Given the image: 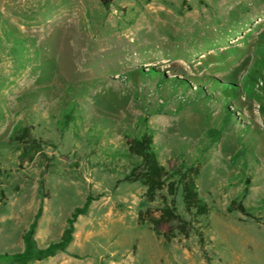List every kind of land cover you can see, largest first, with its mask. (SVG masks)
Instances as JSON below:
<instances>
[{
    "label": "rangeland",
    "instance_id": "rangeland-1",
    "mask_svg": "<svg viewBox=\"0 0 264 264\" xmlns=\"http://www.w3.org/2000/svg\"><path fill=\"white\" fill-rule=\"evenodd\" d=\"M255 63L264 0H0V264L23 250L41 176L39 248L93 199L67 253L29 264H207L194 233L164 244L140 219L160 198L148 201L123 179L127 161L108 156L144 131L165 168L198 161L212 264H264V83L243 85ZM229 85L238 92L224 101ZM25 127L37 147L21 161L12 134ZM236 197L248 215L227 211ZM175 203L188 218L179 191Z\"/></svg>",
    "mask_w": 264,
    "mask_h": 264
},
{
    "label": "trees",
    "instance_id": "trees-1",
    "mask_svg": "<svg viewBox=\"0 0 264 264\" xmlns=\"http://www.w3.org/2000/svg\"><path fill=\"white\" fill-rule=\"evenodd\" d=\"M100 5L107 8L112 0H99ZM264 83V64L255 63L248 70L243 78V85L249 87L258 82ZM223 90L224 101H229L234 97L238 89L230 87ZM71 121V119L69 120ZM68 123V122H67ZM67 123H63L64 125ZM211 129L207 130V136L212 141H217L218 135L212 133ZM17 137L23 146L20 160L28 155L26 146H35L31 144L28 128H22L12 134ZM154 134L151 131H144L140 135H133L125 138V149L108 148V156L111 160L124 159L127 161V169L123 176L125 181L139 182L144 187V195L148 201H153L156 196L160 198L161 205L157 209V215H152V210L147 208L139 212V217L144 220V216H149L148 222L152 231L157 237H160L164 244H168L176 235L188 237L190 233L197 236L198 245L207 264H212L208 252L205 248V238L210 231L209 206L206 200L199 194L196 184L200 172L198 161L195 160L187 164L183 160H173L165 168L158 160V154L153 143ZM33 153V152H31ZM235 156H244L243 150L237 151ZM249 180L245 179V185L241 195L248 191ZM45 186L43 176H41L37 195L39 197V206L29 224L27 230L22 234L23 250L14 254L2 255L5 264H29L33 261H42L54 257L57 253H67V247L73 240L74 223L78 216L86 215L92 202V197L88 194L81 206L75 207L70 216L66 219V227L62 231L60 239L56 242L49 243L44 248H39L34 239L37 220L42 213L43 199L45 194L42 189ZM179 191V196L183 205V211L188 218L183 217L178 211L175 196ZM168 196L171 198L168 199ZM264 205V202H262ZM227 211H239L245 215L249 212L244 207L240 198L232 199Z\"/></svg>",
    "mask_w": 264,
    "mask_h": 264
}]
</instances>
